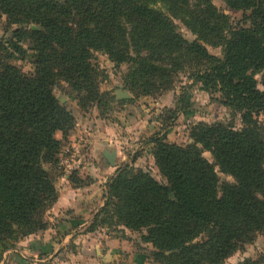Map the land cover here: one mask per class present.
<instances>
[{
  "label": "trees",
  "instance_id": "16d2710c",
  "mask_svg": "<svg viewBox=\"0 0 264 264\" xmlns=\"http://www.w3.org/2000/svg\"><path fill=\"white\" fill-rule=\"evenodd\" d=\"M223 1L249 11V27L232 28L210 0H0V18L17 26L12 38L0 40L4 251L15 237L48 226L44 214L57 194L44 164L56 163L55 135L65 137L74 124L52 86L61 78L81 103L99 106L94 52L117 66L127 64V88L141 95L165 90L185 73L240 112L244 127L194 125L187 147L153 139L162 181L140 168L117 169L89 229L120 225L138 234L153 249L144 259L157 264H223L264 233V139L257 120L264 115V91L253 79L262 71L264 88V0ZM173 19L194 38L185 39ZM207 46L223 48V57ZM27 50L33 69L22 73L8 62L15 54L25 58ZM216 167L232 182H219ZM260 263L264 252L241 264Z\"/></svg>",
  "mask_w": 264,
  "mask_h": 264
},
{
  "label": "rangeland",
  "instance_id": "374dc122",
  "mask_svg": "<svg viewBox=\"0 0 264 264\" xmlns=\"http://www.w3.org/2000/svg\"><path fill=\"white\" fill-rule=\"evenodd\" d=\"M210 2L228 17L232 28L249 27V11L230 9L223 0H210ZM156 8L163 10L162 5H157ZM173 21L185 39L190 41L194 38L179 20L173 19ZM28 27L34 26L31 24ZM16 28V25L9 26L4 18H0V40L12 38V32ZM21 45L24 48L28 47L26 41H23ZM206 48L211 55L223 57V48L211 46ZM31 62L30 52L27 50L25 58L20 59L15 54L8 63L17 67L22 73H29L33 69ZM91 63L98 74L96 83L102 93L99 106L95 102L81 103L70 86L61 78H56L52 86L53 95L66 107L74 120L72 129L65 137L60 132L55 135L60 141L56 163L44 164V168L55 179L54 187L56 179L60 178L74 186L90 185V178L85 172L80 174L81 169L90 154L100 155L101 152L102 163L107 161L105 155L114 153V159L110 165L116 167L111 176L98 181L102 186L103 194L106 193L107 185L117 169L126 165L147 170L156 180L162 181L153 157V139L157 138L170 144L187 147L193 144L191 129L194 125L223 124L230 126L233 130H241L244 127L240 112L223 105L219 93L206 90L200 83L190 80L185 73H178L173 79V84L165 90L141 95L127 88V64L117 66L100 52L93 53ZM253 79L256 82V88L264 91L261 84L262 71H257ZM257 120L264 139V115H259ZM202 156L213 163L209 152L202 151ZM116 157H119L118 161ZM215 170L219 182H232L231 178L220 173L217 167ZM104 198L103 196V202ZM131 235L137 234L132 232ZM23 238L15 237L9 242V245L13 246L7 250L17 247ZM136 239L138 247H144V259L153 249L150 245L142 244L139 241V235ZM7 250L4 251L0 245V257ZM263 252L264 233L256 235L252 243L245 244L223 264H241L246 260L256 261ZM113 260L115 264L126 262L124 259H119L117 262L116 259ZM75 264L81 263L75 261ZM143 264L157 263L148 257L143 260Z\"/></svg>",
  "mask_w": 264,
  "mask_h": 264
},
{
  "label": "crops",
  "instance_id": "0c3cea01",
  "mask_svg": "<svg viewBox=\"0 0 264 264\" xmlns=\"http://www.w3.org/2000/svg\"><path fill=\"white\" fill-rule=\"evenodd\" d=\"M102 159V152L90 154L83 163L80 174L85 172L90 185L74 186L63 178L56 179L57 198L46 213L47 228L24 237L17 247L4 252L0 264H115L113 259L143 264L144 247H138V234L131 235L120 225L89 229L103 206L98 181L111 176L116 168L107 161L102 163Z\"/></svg>",
  "mask_w": 264,
  "mask_h": 264
},
{
  "label": "water",
  "instance_id": "95a60500",
  "mask_svg": "<svg viewBox=\"0 0 264 264\" xmlns=\"http://www.w3.org/2000/svg\"><path fill=\"white\" fill-rule=\"evenodd\" d=\"M105 157H106L107 161L109 162V164H112V161L114 159V153L105 155Z\"/></svg>",
  "mask_w": 264,
  "mask_h": 264
}]
</instances>
